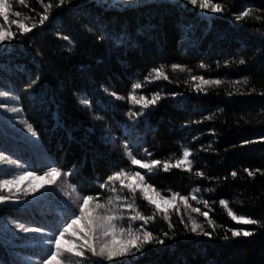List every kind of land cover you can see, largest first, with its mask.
Instances as JSON below:
<instances>
[{"label": "trees", "instance_id": "obj_1", "mask_svg": "<svg viewBox=\"0 0 264 264\" xmlns=\"http://www.w3.org/2000/svg\"><path fill=\"white\" fill-rule=\"evenodd\" d=\"M80 2L86 5L84 11L101 13L87 0H77V3ZM214 2L225 4L226 13L206 18L201 16L199 9L190 5H185L183 9L174 7L179 0H147L144 7L135 11L102 13L106 21L115 20L133 33L146 31L151 26L146 35L137 37L138 47L121 48L111 53L106 51V45L92 43L94 37L83 31L82 25L87 22L86 19L74 12L54 9L44 26L33 30L21 43L18 41L22 38L17 36L11 46L0 54V90L10 88L18 94L20 102L17 106L23 107V115L39 133L40 143V149L33 151L18 137L14 139L15 134L9 130L8 136L0 138L3 150L12 158L27 161L31 165L29 170L38 167L43 153L64 170L71 169L73 165H83L79 176L65 177L60 185L67 190L70 184L78 183L87 190L82 194L95 195L96 185L103 182L117 166L139 170L142 174L146 170L130 165L120 148H113L111 143L104 144L103 125L97 124L95 131L92 130L94 122L89 112L82 110L77 103L78 95H88L94 107L97 102L111 107L110 111L101 114L105 115L112 132L119 136L117 124L127 121L126 113L132 106L127 101L106 96L102 86L116 91L118 95L127 96L132 83L144 81L152 68L163 64L172 83L162 79L152 84L145 82L144 88L137 90V95L150 97L154 91H161L162 94L184 93V98L177 97L176 100L183 99L186 111L176 108V100L169 98L162 101L150 119L151 126L158 130L147 134L143 147L134 154L138 159H147L143 155L146 148L153 153L152 158L164 159L175 154V159L180 155L181 145L190 147L197 162L194 170L201 169L208 176L219 177L218 181L201 180L174 169L169 173L158 172L151 182L162 192L170 189L182 195H189L193 188H201L204 199L216 201L209 212L216 223V231L212 240L187 234L173 214L177 238L166 240L167 247L149 246L140 264H264V228L237 224L218 203L220 199H226L237 215L264 220V176L257 175L253 179L243 172L244 168L264 169V142L241 146L244 139L261 141L264 137V96L259 95L264 91V41L258 38L259 33L256 32V29L264 32V0ZM13 7L34 20L38 19L36 14L43 10L38 0H26L25 5L13 0ZM249 7L255 15L262 17L261 20L245 18L234 23V14ZM189 24L194 26L197 43L193 47H180L184 26ZM57 33L75 39L76 49L72 54L64 50L67 42L60 40ZM97 56L100 62L94 63L93 58ZM239 58H244L246 63L225 66L226 61H238ZM173 63L191 69L192 75L221 79L224 83L218 88L209 87L206 96L197 94L190 83H185L189 79L187 70L173 71L170 67ZM200 64L210 67L202 69L198 67ZM81 65L91 66L87 78L81 71ZM36 75L42 77V87L29 95L26 85ZM245 77L249 81L247 84L243 83ZM236 80L242 83L233 85L231 82ZM252 87L256 88L255 93L251 92ZM41 94L47 101L42 105L38 100ZM211 113H215L212 121L192 124L189 130L181 129L189 118L198 120ZM213 131L216 135H212ZM140 134L145 135L143 124ZM192 136H199V139L189 143ZM209 143H212L214 151H200L201 145L207 146ZM234 144L236 147H233ZM16 171L15 168L0 167V178H7ZM232 171L238 173L235 179L230 175ZM207 187L215 188V192H203ZM108 195L101 190L102 200ZM190 203L207 211L191 199ZM136 204L145 215L151 214L150 206L139 197ZM15 209L14 205L0 206V219L15 218L37 227L45 221H55L60 204L57 198L50 196L39 207L24 213ZM130 214L125 212L126 216ZM193 215L199 222H204L203 217ZM139 223L133 222V226ZM148 227L154 234L170 231L160 217ZM229 227L250 230L255 234L226 242L222 237ZM34 243L5 237L0 231V258L5 262L15 260L16 264H23L26 257L35 260L39 250L33 247ZM85 258H90V254L86 253ZM85 258H80L82 264Z\"/></svg>", "mask_w": 264, "mask_h": 264}, {"label": "snow or ice", "instance_id": "obj_2", "mask_svg": "<svg viewBox=\"0 0 264 264\" xmlns=\"http://www.w3.org/2000/svg\"><path fill=\"white\" fill-rule=\"evenodd\" d=\"M38 2L43 10L36 14L38 19L34 20L33 17L14 10L13 0H0V20L3 21L0 23V54L11 46L17 36L22 38L21 41H18L21 43L23 38L33 30L44 26L45 22L49 21L54 9L74 12L78 17L86 19L87 22L82 25L83 31L94 37L92 43L106 45V51L109 53L121 48L126 50L138 47L137 37L146 35L151 29V26H148L146 31L137 30L136 33H133L127 26L121 25L115 20L106 21L102 15L108 11H135L144 7L147 0H87V3L94 4L97 9L101 10L100 14L84 11L85 3H77V0H55V2L49 0L47 3L44 0H38ZM18 3L25 5L26 0H18ZM185 5L199 9L201 16L206 18H215L227 11L225 4L214 2V0H179V3L174 4V7L183 9ZM22 16L23 18H21ZM245 18L261 20L262 17L255 15L250 7L232 17L234 23H239ZM13 26H15V31ZM256 32L259 33L258 38L264 41V32L260 29H256ZM57 36L60 40L67 42L64 50L72 54L76 49L75 39L61 33H57ZM196 43L194 26L191 24L184 26L179 46L193 47ZM93 60L94 63L100 62L98 56ZM231 63L244 65L246 61L244 58H239L238 61L233 59L226 61L225 66ZM219 66V61H217V67ZM170 67L173 71L187 70L189 79L185 80V83H190L192 90L197 94L203 93L206 96L209 87L218 88L224 83L221 79L192 75L191 69H185L178 63H173ZM198 67L203 69L210 66L200 64ZM90 68V65H81V71L85 78L88 77ZM161 79L172 83L163 64L152 68L151 72L144 77V81L132 83L127 96L118 95L116 91H109L108 88L102 86V91L106 96L117 101H127L132 106L126 113L127 121L117 124L119 136L112 132L105 115L101 114L110 111L111 107H105L99 102L94 107L93 101L89 99L88 95H78L77 103L82 110L89 112L90 118L94 122L92 130L95 131L97 124L103 125L102 140L104 144L111 143L113 148H120L130 165L146 170L142 174L139 170H129L117 166V169L107 175L103 182L96 185L95 195L82 194L87 190L78 183L70 184L67 190L60 186L63 178L79 176L83 165L79 167L73 165L71 169L64 170L56 166L55 161L43 153L38 167L29 170L31 165L27 161L12 158L5 153L3 145L0 144V167L17 169L7 178H0V206L14 205L17 212L24 213L33 207H39L42 202L48 201L50 196L57 198L60 204L57 219L45 221L41 226L33 227L29 222L15 218L0 219V226H2L0 231L5 237L11 236L29 242L35 241L33 247L39 250L38 258L33 260L32 257H26L23 264H82L80 258H85L86 253L90 254V258H85L83 264H140L149 246L167 247L166 240L172 241L177 238L176 225L172 220L173 214L178 217V223L183 226L185 233L196 237H205L208 240L213 239L216 223L209 216V212L212 211V205L216 203L215 200L204 199L202 189L199 187L193 188L189 195H182L180 192L170 189L162 192L151 181L158 172L169 173L174 169L186 172L190 176L194 175L201 180L218 181L220 178L208 176L201 169L194 170L197 163L194 159V152L185 145L180 146V155L175 159H173L175 154L164 159L152 158L153 153L146 148L143 149V155L147 159H138L134 154L143 147L146 135L158 130L151 126L150 119L161 106V102L169 98L173 100H176L177 97L184 98L182 92L162 94L161 91H154L150 97L142 94L137 95V90L143 89L145 82L152 84ZM248 82V78L245 77L243 83L247 84ZM231 83L240 85L242 81L236 80ZM41 87L42 77L36 75L34 79H30L26 90L29 95H32ZM237 92H239L238 88ZM251 92L255 93L256 88L252 87ZM228 95L231 96L232 93L229 92ZM259 95L264 96V91ZM38 100L41 105L47 102L43 94L38 97ZM19 102L18 94L12 89L0 90V138L8 136L10 130L15 134L14 139L18 137L33 151L39 150V133L23 115V107L17 106ZM175 106L178 110L186 111L183 99L176 100ZM219 111L223 112V109ZM214 116L215 113H211L198 120L189 118L181 125V129L189 130L192 124L212 121ZM141 124L145 126V135L140 134ZM212 135H216L215 131L212 132ZM198 139L199 136H192L189 143ZM257 142H264V137L261 138V141L244 139L241 146ZM233 147L236 145L234 144ZM200 151H214L212 143L207 146L201 145ZM243 172L253 179L257 175L264 176V169L260 168L252 170L244 168ZM230 175L235 179L238 173L232 171ZM224 179L226 180L227 177ZM38 181L40 183H37ZM42 189L44 191H41ZM101 190L109 193L103 200L101 199ZM203 192L213 193L215 188L207 187L203 189ZM138 197L150 206L151 214L145 215L139 210L136 204ZM190 199L197 205H202L207 211H202L199 206L194 207L190 203ZM218 203L227 210V216L237 224L257 225L264 228V220L237 215L229 206L228 200L220 199ZM125 212L131 214L126 216ZM193 214L203 217L204 222H199ZM157 217L167 223L170 231L154 234L152 230H149L148 226L154 223ZM137 221L140 223L134 227L133 222ZM254 234L250 230L229 227L225 230L222 239L227 242L233 238L252 237ZM0 264H16V261L5 262L0 258Z\"/></svg>", "mask_w": 264, "mask_h": 264}]
</instances>
